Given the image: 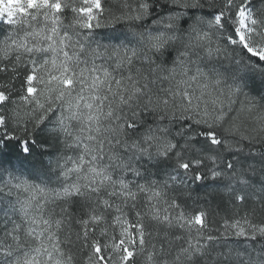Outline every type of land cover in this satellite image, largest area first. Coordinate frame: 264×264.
Returning a JSON list of instances; mask_svg holds the SVG:
<instances>
[{
    "label": "snow or ice",
    "instance_id": "6c2138e0",
    "mask_svg": "<svg viewBox=\"0 0 264 264\" xmlns=\"http://www.w3.org/2000/svg\"><path fill=\"white\" fill-rule=\"evenodd\" d=\"M0 264H264V0H0Z\"/></svg>",
    "mask_w": 264,
    "mask_h": 264
}]
</instances>
